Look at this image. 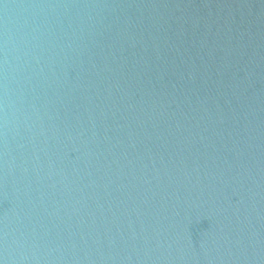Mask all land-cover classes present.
<instances>
[{
    "label": "water",
    "instance_id": "obj_1",
    "mask_svg": "<svg viewBox=\"0 0 264 264\" xmlns=\"http://www.w3.org/2000/svg\"><path fill=\"white\" fill-rule=\"evenodd\" d=\"M0 264H264V0H0Z\"/></svg>",
    "mask_w": 264,
    "mask_h": 264
}]
</instances>
